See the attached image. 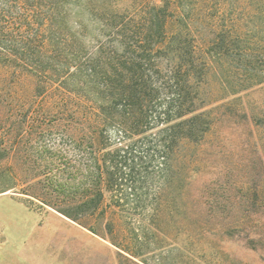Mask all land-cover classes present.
I'll return each mask as SVG.
<instances>
[{
    "label": "trees",
    "instance_id": "1",
    "mask_svg": "<svg viewBox=\"0 0 264 264\" xmlns=\"http://www.w3.org/2000/svg\"><path fill=\"white\" fill-rule=\"evenodd\" d=\"M262 85L264 0H0V114L23 119L0 134V163L39 145L20 194L102 235L120 264L152 248L161 264L181 235L264 243L257 187L211 192V214L188 190L222 108Z\"/></svg>",
    "mask_w": 264,
    "mask_h": 264
},
{
    "label": "rangeland",
    "instance_id": "2",
    "mask_svg": "<svg viewBox=\"0 0 264 264\" xmlns=\"http://www.w3.org/2000/svg\"><path fill=\"white\" fill-rule=\"evenodd\" d=\"M25 88L20 89L29 93V84ZM236 98L231 106L222 108L214 132L200 148V167L189 174L190 198L203 191L202 208L210 214L206 207L210 193L220 188L238 200L247 189L257 187L264 199V85ZM22 123V116L0 114V134L8 128L20 129ZM26 146L6 165L0 163L4 166L0 189L16 182L15 188L0 193V264H120L119 250L102 235L93 234L50 206L39 208L40 201L20 194L25 185H18V178L28 180L44 164L39 145L31 142ZM28 198L37 205L23 201ZM259 205L261 208L251 210L258 212L264 223V200ZM229 210L231 214L239 209ZM256 232L264 237V224ZM247 241L243 234L230 239L211 235L192 245L181 235L175 248L166 247L161 264H264V243L253 249ZM144 258L149 264H159L153 259V248Z\"/></svg>",
    "mask_w": 264,
    "mask_h": 264
}]
</instances>
